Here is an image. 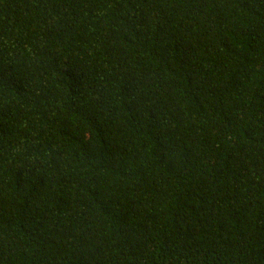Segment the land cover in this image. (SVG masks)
Segmentation results:
<instances>
[{
  "label": "trees",
  "instance_id": "1",
  "mask_svg": "<svg viewBox=\"0 0 264 264\" xmlns=\"http://www.w3.org/2000/svg\"><path fill=\"white\" fill-rule=\"evenodd\" d=\"M0 264H264V0H0Z\"/></svg>",
  "mask_w": 264,
  "mask_h": 264
}]
</instances>
